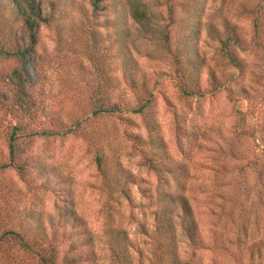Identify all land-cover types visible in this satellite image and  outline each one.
Returning a JSON list of instances; mask_svg holds the SVG:
<instances>
[{"label":"rangeland","instance_id":"obj_1","mask_svg":"<svg viewBox=\"0 0 264 264\" xmlns=\"http://www.w3.org/2000/svg\"><path fill=\"white\" fill-rule=\"evenodd\" d=\"M93 3L0 0V264H118V242L153 264L157 188L179 182L209 247L178 229L183 261L264 264V0Z\"/></svg>","mask_w":264,"mask_h":264},{"label":"trees","instance_id":"obj_2","mask_svg":"<svg viewBox=\"0 0 264 264\" xmlns=\"http://www.w3.org/2000/svg\"><path fill=\"white\" fill-rule=\"evenodd\" d=\"M100 0H94L93 6L94 11H99L101 8L99 6ZM30 9L23 11L24 15L26 17V26L28 30L30 31V38L32 41H35V33L37 28L39 27V20L42 19V12L39 7L35 3V1L31 2ZM228 42V41H227ZM227 42L224 41L223 45L225 48H227ZM17 54V53H13ZM183 93L187 96H195L198 94L197 91L194 89H191V91L184 89ZM146 105H141L140 107L134 109V112H143ZM22 109H25L26 111H29L28 104L26 101L21 102ZM113 112V111H119L118 107H114L112 109H98L95 111V113L100 112ZM21 131V125L16 124L13 126L11 133L9 136H7V142H8V148L11 157L14 155L15 152V144L22 136L20 134ZM46 135H53L55 133L53 132H44ZM97 164L99 168L102 169V157L97 156L96 158ZM3 166V165H2ZM0 166V169L2 168ZM118 185H121L119 182ZM185 185L184 183H177L173 191L167 190H159L157 188V206L158 209L156 211L155 216V222H156V229L154 231L155 233V245L152 247L151 254L152 263L153 264H188L187 262L183 261L180 258L179 252L177 250L178 246V240H177V234L178 229L181 230L182 234L188 239V241L191 243V248L193 249V257L196 256V250L199 249H209L207 244L205 243L198 220L196 219V213L195 209L193 207L192 202L190 201V198L185 192ZM123 194L126 195L127 190L125 187L122 189H119ZM8 235L15 236L18 238L23 247L27 250H31L35 252V247H39L41 250H44L48 252V247L46 245V242L43 240L41 243L39 241H35V244H31L27 239H25L24 235L20 232L14 231V230H8L3 233V237H6ZM118 235L114 236V238L117 240ZM45 247V248H44ZM256 245L251 246L250 248H256ZM51 252L55 250V247H50ZM112 250V256L114 259L117 260L118 264H134L133 261L129 258V250L126 248L124 249L126 252H119L121 251V245L119 242L114 247V245L111 247ZM252 249L251 257L254 258L255 251ZM53 253L49 254V256L45 257L42 255V260L44 264H56V258ZM121 254V255H120ZM250 257V258H251ZM254 260V259H253ZM191 264H194V261L191 259ZM254 264H257L255 261Z\"/></svg>","mask_w":264,"mask_h":264}]
</instances>
